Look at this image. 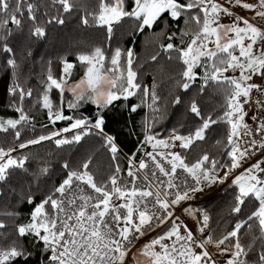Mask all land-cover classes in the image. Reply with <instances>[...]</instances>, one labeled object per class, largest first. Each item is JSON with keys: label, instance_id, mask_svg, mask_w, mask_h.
<instances>
[{"label": "snow or ice", "instance_id": "obj_1", "mask_svg": "<svg viewBox=\"0 0 264 264\" xmlns=\"http://www.w3.org/2000/svg\"><path fill=\"white\" fill-rule=\"evenodd\" d=\"M98 3L99 10L81 17L80 23L105 29L109 39L126 19L135 22L136 31L143 32L145 28L151 29L165 13L172 21L183 17L185 27L180 30L181 43H184L183 37L190 33L191 41L186 47L169 42L161 45L162 51L177 53L176 59L183 65L181 80L177 84L185 92L198 78L203 80L199 88L201 93L209 83L221 86L225 93V110L219 118L205 117L193 100L189 112L199 119L200 124L188 135L172 129L165 139L153 131L162 119L157 105L159 97L155 87L138 82L137 72L133 70V50L129 48L125 54L117 47L108 59L102 48L96 47L91 53L76 57L81 65H86L83 78L87 91L67 102L69 110H76L81 103L97 105L94 121L65 115V85L69 83L75 65L61 58V74L57 78L49 61L46 79L41 81L44 85L41 98L34 100L32 109L39 107L47 110V119L53 126L58 121H70V126L19 142L23 130L32 125V117L26 112L25 104L33 97L34 90L26 89L19 83V65L10 41L23 30L25 18L31 25L30 37L43 40L47 35L46 27L64 25L67 15L72 14L76 5L73 0H51L56 14H50L42 25L37 4L30 0H0V54L7 56L6 66L17 77L7 90L12 97L8 107L18 114V118L0 117V133L13 132L21 150L43 141H53L59 148L78 144L84 137L96 135L103 141V147L111 154L115 164L108 180L99 183L89 170L90 161L84 162L79 169H72L70 162L65 161L61 167L66 171V177L35 205L27 223L15 225L13 232L9 233L5 231L8 225L0 221V240L14 237L8 246L0 245V264H15L17 259L28 264L32 253L23 246L21 238L30 236L43 243V251L49 254L47 264H125L133 239L164 225H168L166 231L145 243L142 249V255L152 258L153 264H217V255L225 259V264H264V243L259 249H254L257 240L264 242V159L231 180L230 187L234 189L231 214H240L249 203L255 210L247 219L236 220L231 230L219 239H214L209 231L210 217L203 210L191 206L184 209V213L197 223L196 233L173 211L174 206L202 192L204 187L201 185L224 184L233 170L264 151V85L252 82L255 77L264 80V30L231 10L240 7L254 12L253 19L264 18V0H256V3L245 0H131L130 10L129 0H98ZM223 16L231 17V22L220 24ZM192 23L196 25L195 30L191 28ZM175 35H169L168 40L172 41ZM221 39L225 42L221 43ZM209 43L215 44L214 50L208 48ZM29 55L32 53L29 52ZM156 59L157 56L152 57L153 61ZM169 59H172L171 55ZM196 68H203L202 77L195 71ZM237 71L238 76L227 75ZM105 75L111 77V87L106 101L98 104L93 100V93ZM54 89L59 90L58 105H54L49 98ZM253 91L258 94L255 99ZM140 92L143 93L141 103L133 105L130 111L135 113L138 108L147 106L151 115L145 118L144 138L136 153L127 158L128 179L122 182L118 162L120 149L116 138L105 132L103 112L114 102L127 100ZM173 103H182L181 97L177 96ZM246 106L256 109V114L251 116L252 124L246 120ZM220 122L228 125L225 154L231 161L230 165H221L208 155L189 165L180 153L173 151L177 147L188 149L194 141L204 140L206 132ZM69 132H73L71 138L63 135ZM16 151L17 148L0 147V183L6 182L15 170L28 172L29 157L14 156ZM141 151L143 158L137 164L134 157ZM209 164L211 167H208ZM221 167L227 168L223 176L218 174ZM50 174L48 165H39L33 174L34 181L38 182ZM182 174L190 176L195 183L189 184L187 177L181 179ZM20 196L29 205L35 203L32 194L25 197L21 193ZM119 199L125 202L116 204L115 200ZM198 213L202 220L198 218ZM0 215L16 217L18 213L8 211ZM254 220L259 222L260 235L245 246L240 241L241 231L246 225L251 229L249 222ZM209 245L215 247L216 255L208 250ZM157 246L160 251H153ZM250 254L255 256L251 261Z\"/></svg>", "mask_w": 264, "mask_h": 264}, {"label": "trees", "instance_id": "obj_2", "mask_svg": "<svg viewBox=\"0 0 264 264\" xmlns=\"http://www.w3.org/2000/svg\"><path fill=\"white\" fill-rule=\"evenodd\" d=\"M38 5V17L41 24H44L50 14H56V7H53L51 0H30ZM76 8L71 15H67L64 25L53 24L46 27V38L37 41L30 37L31 25L25 18L23 30L18 32L10 41L15 50V59L19 68V83L25 88L34 90L33 97L25 104V110L32 117V125L25 128L22 132L19 142H25L29 139L38 138L40 135H47L51 131L59 130L70 126V121H58L53 126L47 119V110L39 107L32 109V103L35 99L41 98L44 85L42 80L46 79L49 61L53 75L59 78L62 65L61 58L74 63L73 75L69 83H75L84 75L85 65H81L76 57L79 54H89L96 47H101L106 58L110 59L114 50L119 47L122 53L126 50H133V70L137 72L138 82L141 85L155 87L156 95L159 97L157 105L161 121L153 129L161 137L167 139L172 129H177L182 135H188L200 124L199 119L194 118L189 112V106L195 100L205 117L212 116L214 119L223 115L225 104V93L221 86L209 83L203 93L200 92L202 79H197L190 90L185 92L181 89L177 81L181 80L183 65L176 59L177 53L166 54L162 51L161 45L169 42L177 46L186 47L187 42L192 39L191 33L183 37L184 43H181L180 30L185 27L184 18L172 21L165 13L149 29L145 28L143 32L135 30V22L125 20L116 27L115 33L111 39L107 37L103 28L95 26H83L81 17L87 13L98 11V0H73ZM132 7L129 0L128 8ZM167 21V23H165ZM193 30L196 29L195 23L191 24ZM175 33L172 41L168 36ZM29 52L32 55H29ZM169 55L172 59H169ZM153 56H157L155 61ZM7 56L0 54V117L18 118L10 107H8L12 97L8 95V88L17 80L12 74V69L6 66ZM123 62V60H122ZM195 71L200 77L203 76V68H196ZM180 96L182 103L175 105L173 102ZM49 98L53 100L54 105L59 103V90H52ZM73 96L65 91L64 93V113L74 118H87L93 120L97 115V105L81 103L76 110L67 109V102L72 100ZM143 99V93L137 96L129 97L127 100L121 99L114 102L108 109L104 110L105 132L113 135L120 149L119 165L121 167L122 182L127 180L128 157L133 156L144 138V121L146 116H150V110L147 106H142L135 113L130 111L131 107L140 104ZM47 125V127H44ZM228 125L220 122L212 126L205 134V139L194 141L188 149H179L178 153L185 159L189 165L195 163L204 155L210 159H215L221 165L229 164L230 159L225 154L227 149ZM65 137L71 138L73 132L64 133ZM219 141V143H218ZM14 139V133H0V147L17 148L14 156H28V172L15 170L13 174L4 183H0V213L16 211V217L0 215V221L6 223L8 227L5 231L11 233L15 225L28 222L31 212L36 204H39L46 195H48L54 186H58L66 177V171L62 169L65 161L70 162L72 169H79L81 165L90 161L89 170L99 183L106 182L112 175L115 164L111 154L103 147V141L96 135L84 137L80 143L63 145L56 147L53 141H43L40 144L30 145L26 149H19L18 143ZM143 158V152L135 154V162ZM48 165L51 174L48 177L41 178L38 182L34 181L33 174L37 172L39 165ZM208 167H211L209 164ZM224 167H221L220 172ZM232 180V179H231ZM231 180L224 184H219V188L209 198L191 206L194 209L203 210L209 217V231L212 232L214 239H219L226 231L231 230L234 222L239 219H247V216L255 210L252 203L243 207L240 214H231V208L234 206V189L230 187ZM31 188V193L29 189ZM26 197L29 194L35 196V203L29 205L21 200L20 194ZM258 207V202H256ZM198 218L202 216L198 213ZM251 229L246 225L240 234V241L247 246L254 238L260 235L259 222L254 220L249 222ZM168 226L161 228L154 236L162 234ZM153 237V238H154ZM14 237L10 236L7 240H0V245L8 246ZM23 246L28 249L32 255L28 264H47L48 253L43 251V243L34 240L31 236L21 238ZM262 241L257 240L254 249H259ZM254 254H250L249 260L254 259ZM15 264H23L22 259H17Z\"/></svg>", "mask_w": 264, "mask_h": 264}, {"label": "rangeland", "instance_id": "obj_3", "mask_svg": "<svg viewBox=\"0 0 264 264\" xmlns=\"http://www.w3.org/2000/svg\"><path fill=\"white\" fill-rule=\"evenodd\" d=\"M231 9H232L233 12L237 10V8H231ZM257 27H259V26H257ZM221 35H223V31L222 30H221ZM224 42L225 41L223 39H221V43H224ZM208 47H215V44L211 43L210 45H208ZM84 69L86 70V65H85ZM234 73H235L234 76H238L239 75L238 71L234 72ZM252 82L256 83V84L264 85V80H261L259 77H255ZM254 93H255V91H253L252 96L254 95ZM179 149L180 148L177 147V148L173 149V151L178 152ZM148 150H151V148H148ZM236 172H239L238 173V175H239V174L243 173L244 171L240 172V167H239V168L233 170L232 174H234ZM224 173H225V171H222V170L220 172H218V174L220 176H223ZM184 177H187V181H188L189 184H194L195 183L190 176H187V174H182L181 179H183ZM230 180L231 179H230V176H229V178H228V180L226 182H228ZM201 187H204V190L202 192H197L193 199L181 202L179 205L174 206V208H173L175 216L176 217H180L184 221V223H186L187 226L194 233H196L197 223L192 218H190L189 216H187L184 213V209L189 207L188 205H190V204L201 202L202 200L212 196V194L218 190L219 183L212 184L211 186L201 185ZM124 202H125L124 199L115 200L116 204L124 203ZM166 226H168V225H164V226H161V227H158V228H153L152 230L146 232V234L144 236L137 237L136 239H133V241L131 243V246H130V249H129V254H128L129 255V259L126 258V260L128 259L127 264H137L138 257H147V256L142 255V249H143L144 244L147 243L148 241H150L151 239H153V237L159 232V230H161V228L166 227ZM197 235L199 236L198 233H197ZM205 235H207V233H205ZM167 243H170V241H167ZM208 250L210 252H212L214 255H216V249H215L214 246L209 245L208 246ZM153 251L159 252L160 248L157 246V247H155L153 249ZM196 251L199 252L200 249H196ZM216 259H217V264H225V259L224 258L219 257L217 255ZM150 264H153V259L152 258L150 259Z\"/></svg>", "mask_w": 264, "mask_h": 264}, {"label": "clouds", "instance_id": "obj_4", "mask_svg": "<svg viewBox=\"0 0 264 264\" xmlns=\"http://www.w3.org/2000/svg\"><path fill=\"white\" fill-rule=\"evenodd\" d=\"M112 79L110 76L105 75L100 83V86L93 93V100L95 103L103 104L107 99V93L111 87ZM65 90L69 92L73 98L81 95L87 91V85L82 77L75 83L65 85ZM149 257H138L137 264H150Z\"/></svg>", "mask_w": 264, "mask_h": 264}, {"label": "crops", "instance_id": "obj_5", "mask_svg": "<svg viewBox=\"0 0 264 264\" xmlns=\"http://www.w3.org/2000/svg\"><path fill=\"white\" fill-rule=\"evenodd\" d=\"M245 2H247V3H256V0H245ZM235 8H237V10L234 11L235 13H237L238 15L243 16V17H245V18H248V19L250 20L251 23L255 24L256 26H259L261 29L264 30V18L256 17L255 19H253L254 15H255L254 12H252V11H247V10H242L240 7H235ZM234 10H235V9H234ZM257 10H259V9H257ZM231 20H232L231 17L223 16V17L220 19L219 23H220V24H225V25H227V24H229V23L231 22ZM222 31H223V30H222ZM210 44H211V43H209L208 45H210ZM208 48H209V49H212V50L215 49V47H208ZM237 54H238V52H237ZM227 75H229V76H234L235 73H234V72H229V73H227ZM246 108H247V110H248V107H247V106H246ZM246 120L248 121V117H246ZM230 163H231V161H230ZM230 163H229L228 165H230ZM222 171H225V172H226V171H227V168L224 167V168L222 169ZM238 173H239V172H236V173H234V174H231V175H230V179H232L233 177H235V175H238Z\"/></svg>", "mask_w": 264, "mask_h": 264}, {"label": "built area", "instance_id": "obj_6", "mask_svg": "<svg viewBox=\"0 0 264 264\" xmlns=\"http://www.w3.org/2000/svg\"><path fill=\"white\" fill-rule=\"evenodd\" d=\"M228 7H231L229 5H225ZM232 10V9H231ZM258 96V94L255 92L253 95V98L255 99ZM264 98V97H262ZM256 114V109L254 106L248 108V123L252 124L253 122L251 121V116ZM259 138V137H257ZM264 159V151L258 152L257 155H255L254 157H252L251 159H247L246 161H244L241 166H240V172L245 171V169H247L248 167H250L252 164H255L257 161ZM129 259V255L127 257ZM128 259L125 261V264H127Z\"/></svg>", "mask_w": 264, "mask_h": 264}]
</instances>
